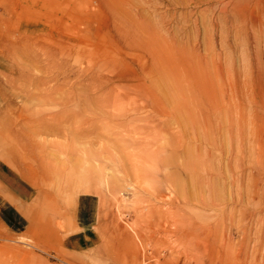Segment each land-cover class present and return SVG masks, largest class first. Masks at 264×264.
Instances as JSON below:
<instances>
[{
	"label": "rangeland",
	"instance_id": "rangeland-1",
	"mask_svg": "<svg viewBox=\"0 0 264 264\" xmlns=\"http://www.w3.org/2000/svg\"><path fill=\"white\" fill-rule=\"evenodd\" d=\"M0 264H264V0H0Z\"/></svg>",
	"mask_w": 264,
	"mask_h": 264
},
{
	"label": "crops",
	"instance_id": "crops-1",
	"mask_svg": "<svg viewBox=\"0 0 264 264\" xmlns=\"http://www.w3.org/2000/svg\"><path fill=\"white\" fill-rule=\"evenodd\" d=\"M87 239L88 238H86V237H84L83 238V240H81V239H78V241H75L74 242V244H73V246H78V247H80V248H83L84 246H86V242H87Z\"/></svg>",
	"mask_w": 264,
	"mask_h": 264
}]
</instances>
